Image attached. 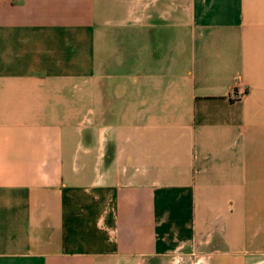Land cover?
<instances>
[{"label":"crops","instance_id":"0c3cea01","mask_svg":"<svg viewBox=\"0 0 264 264\" xmlns=\"http://www.w3.org/2000/svg\"><path fill=\"white\" fill-rule=\"evenodd\" d=\"M0 264H264V0H0Z\"/></svg>","mask_w":264,"mask_h":264}]
</instances>
